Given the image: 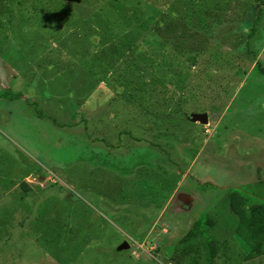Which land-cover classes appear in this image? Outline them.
<instances>
[{
  "label": "rangeland",
  "instance_id": "obj_1",
  "mask_svg": "<svg viewBox=\"0 0 264 264\" xmlns=\"http://www.w3.org/2000/svg\"><path fill=\"white\" fill-rule=\"evenodd\" d=\"M6 1L0 95L23 98H0V264H176L184 248L182 264H207L211 243L214 264H264V231L254 221L238 233L229 201L238 189L264 202V9L248 39L243 0H215L210 10L227 24L192 65L178 37L171 41L174 28L161 36L156 12L174 0H141L137 13L157 38L147 40L149 28L137 42L142 67L129 76L120 39L127 31L117 33L116 22L123 9L130 18L140 9L136 0H49L54 16L37 14L44 29L22 28L27 6ZM61 3L69 8L56 9ZM125 76L126 103L114 87ZM157 79L170 82L171 116L149 117ZM193 114H208L209 124L193 123ZM208 217L216 226L195 232ZM260 240L261 253L246 261ZM125 242L131 248L118 251Z\"/></svg>",
  "mask_w": 264,
  "mask_h": 264
},
{
  "label": "trees",
  "instance_id": "obj_2",
  "mask_svg": "<svg viewBox=\"0 0 264 264\" xmlns=\"http://www.w3.org/2000/svg\"><path fill=\"white\" fill-rule=\"evenodd\" d=\"M214 1L215 0H174V2L170 6L169 11L167 10V12H165V13H162L160 11L156 12L160 18V20L158 22H160V21L163 22V27H162L163 29L160 30L161 36H166L165 32L170 31L171 29L174 28L171 31V34H173L175 36L172 38L171 41L174 42L175 38L178 37L177 42L179 43V45H181L182 47L185 46V48H187L185 50L182 48L179 50V52L184 53L188 57L187 60L190 61L192 65H194L198 62V58L200 56H202V57L204 56L205 52L207 51L208 48H210V44L212 43L211 38H215L218 34H221L222 33L221 30H223V26L225 24H227V21H228L227 18H226L227 19L226 20V19H223L222 16L217 17L216 15H213V10H210L212 8L211 6L214 4ZM219 1H221V0H219ZM2 2H3V0H0V4H2ZM48 2H49V0H19L18 6L19 7H21L22 5L27 6V9H21V8L19 9L21 20L19 19L18 25H20L24 29L25 28L27 29L30 26V24H31L30 27L35 26L36 28L44 29V27L49 25V24L44 23V22H43L44 23L43 24L42 20H37L38 19L37 14H40L39 11H42V9H45L46 3H48ZM136 2L137 3L134 5V7H139L140 9H135L134 11H136V13H134V14L130 13V15L132 14L131 18L128 15H126L125 9H123V11H121L120 19L116 22V24H117L116 28H118V27L122 28L121 30L117 29V33L122 34L125 31H127V33H125L122 37H120V39H121L122 45H125V48H126L124 54H126L128 52L130 55H126V56L124 54L120 55L119 51L116 52V55L119 54L120 56H125V59H123V60L126 61L125 69L130 71L129 76H135L137 74L136 71H139L140 68L142 67L137 62L138 59H140L143 62V56H140L142 54V51H141L140 47H138L137 42L140 39H142L143 37L145 38V35L149 31V28L151 29L152 34L147 35V37H148L147 40H151V41L154 40L156 42L155 39L157 38L156 34L153 31L154 27H152L155 25L149 26L150 22L144 24L142 19L139 17L140 13H137V10H144V9H141V6L144 7V5L146 6L147 3H145L141 0H136ZM243 2H242L243 4L242 3L240 4L239 10H241V12L238 13L241 15V20H242L241 23H242L243 29H241V30H242V32H244L246 29H249L250 32H249V34H247L246 37L248 39H250L254 33L256 35L259 31V27H260L261 20H262V19L261 20H259V19L262 15L261 11H262V9H264V0H252L249 2L248 1L246 2V0H243ZM6 3H7V1H6ZM3 5L0 7L4 10L5 5L4 6ZM6 6H9V5H6ZM75 7H77V6L75 5ZM227 7H230V6L227 5ZM68 8L69 7H67L65 4L63 5L61 3L57 6L56 9H68ZM45 10L43 12L45 20L48 18L46 16L47 12H49L50 18L54 16L55 13L53 11H51L50 9H48L46 11ZM60 12H58L56 15L59 14L60 20H63V18H61V17L66 16V15L64 12H61V13ZM5 13H6V9L4 10V14ZM23 14H27L26 15L27 17L26 16L23 17ZM141 15L143 16V13H141ZM247 15H248V17H247ZM1 17L2 16L0 15V19H1ZM50 20H53V19H50ZM145 21L146 20H144V22ZM100 22H101V20H100ZM236 22H237V20H234V23H236ZM169 23H171V25L167 26V24H169ZM0 24H2L4 26L3 22H0ZM99 26L100 27H98V28H102L101 25H99ZM6 27H7V25H6ZM257 27H258V29H257ZM109 30H112V27H110ZM3 32L5 33V30H3ZM1 33H2V31H1ZM246 33H248V32L246 31ZM94 35H96V34H94ZM3 37H4V35H3ZM182 37L185 40L183 42H180L179 39ZM92 38H94L95 42H98L97 41L98 39H96L97 38L96 36H94ZM167 43H168V40H167ZM153 44H156V43H153ZM168 44H173V43H168ZM29 47L31 48L30 43H29ZM22 54H23V52H22ZM27 55L28 54H26V56ZM190 55H193V57H190ZM130 57H131V59H130ZM114 58H116V57H114ZM133 59H135L136 63L132 61ZM87 62H88V59H87ZM136 64H138V68H137ZM262 71H264V70H262ZM180 77L182 79L181 78L179 79V83H182V81H184V75L181 74ZM122 78H124V81L122 83H119L118 86L116 84H114V87L117 89L118 95L121 94V96H122L121 91L122 90L125 91L124 92L125 94L123 95L122 99L126 103L127 97L131 96V90H130V88H128V85H126L125 87H124V85L126 82H128V80L130 78H128L126 76L122 77ZM122 78H120V79H122ZM132 80H133V78H132ZM134 80H135V78H134ZM136 80H137V82H139V79H136ZM167 82H169V80H167ZM167 82L157 79V80H155L154 84H152L151 92L148 95L155 96L156 94H158L159 98L157 100H159V101L157 103H159V104L158 105L154 104L153 107H151V109H150L151 112L149 113V117L157 115L162 111L165 112L164 113L165 115L170 114L169 113V110H170L169 101L171 100V97L168 96V87L169 86H168ZM171 83H172V81H171ZM170 85H173V84H170ZM183 88H185V86ZM226 89H228L227 86L225 87L224 91L220 92L224 98H227L229 96V90H226ZM9 92L10 91H7V93L0 95V98L5 97L11 101H16V100L23 98V95L21 93H18V94L10 93L9 94ZM148 95H147V97H148ZM224 98H221V100L222 101L225 100ZM179 112H177V113H179ZM171 114H172V112H171ZM171 114H170V116H171ZM39 115L42 117L44 116L42 113H40ZM179 115L182 118L185 117L184 113H182V114L179 113ZM167 118H170V117L168 116ZM85 123L87 124V122H85ZM138 173H140V171ZM165 174H166V172H165ZM170 184L171 183L169 180V186H170ZM23 187H24L26 192H29L31 190L30 189L31 186L27 183H24ZM229 201L231 203V208H232L233 212L235 213V215L237 216V218L240 222V227L238 229V233H241V235H245L248 226H250L251 223L253 224L254 221H256L258 223L259 222L264 223V202L256 201L253 199V197L246 195L244 192H242L238 189H231L230 194H229ZM214 221L215 220L212 219L211 217H208L207 222L202 220V219H199L198 221H196L194 223L195 232H198L200 230H202V231L207 230L208 227L209 228L215 227L216 225L214 224ZM256 222L254 224L256 229L258 228V230H256V231H259V232L264 231V228H263L264 224L261 225V223H259V225L257 226L258 223H256ZM191 232L192 231H190V233L188 234V237H187L188 241L192 240ZM210 246H211V252H210L209 256L206 257V261H207V264H212V263L214 264V261L219 256L218 255L219 251H216L217 248L215 247L214 243H211ZM260 249H261V240L259 241V243L257 244V246L255 248H252V254L246 257V261H250V260L255 259V255H259L261 253ZM191 252L193 254V251H191ZM181 253H183V255L180 258L179 255ZM181 253L178 256L172 258V260L175 261L174 263H176V264L181 263L182 264L183 262H185L183 260L184 256H186L187 254H190V251L187 250V248H184V249H181ZM198 256H201V255L193 254L192 262L195 261L197 263V261H199L197 259ZM170 263H173V262L170 261Z\"/></svg>",
  "mask_w": 264,
  "mask_h": 264
},
{
  "label": "water",
  "instance_id": "obj_3",
  "mask_svg": "<svg viewBox=\"0 0 264 264\" xmlns=\"http://www.w3.org/2000/svg\"><path fill=\"white\" fill-rule=\"evenodd\" d=\"M193 123H201L204 125L209 124V115L208 114H193L190 119ZM131 248L130 244L128 242H125L123 245H121L118 249V251H126ZM158 252V251H157ZM169 260H165L164 263H168Z\"/></svg>",
  "mask_w": 264,
  "mask_h": 264
}]
</instances>
